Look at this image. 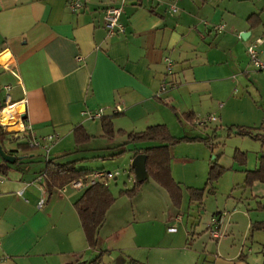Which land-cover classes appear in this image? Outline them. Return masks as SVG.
I'll use <instances>...</instances> for the list:
<instances>
[{"label":"crops","instance_id":"obj_1","mask_svg":"<svg viewBox=\"0 0 264 264\" xmlns=\"http://www.w3.org/2000/svg\"><path fill=\"white\" fill-rule=\"evenodd\" d=\"M70 2L0 0V117L11 107L16 118L0 125L29 138L25 143L56 136L49 155L39 147L3 146L22 164H12L0 185V264H91L103 250L107 264H264V230L253 229L264 222V182L257 172L262 145L254 169L235 168L224 209L215 211L227 213L226 236L219 240L210 233L211 219L200 232L188 228L197 202L183 188L181 207L170 198L160 218L133 212L122 220L111 214L116 199L93 249L75 208L85 190L56 189L47 200L41 180L47 159L76 148L78 125L93 138L57 162L81 160L79 167L89 171L106 170L118 152L131 165L138 149L155 142L130 144L128 134L153 125L166 124L177 137L210 138H224L233 125H264V71L252 66L247 53L264 35V0H128L123 34H112L104 23L114 0H90L79 11ZM252 14L258 24L249 23ZM220 23L226 25L221 32ZM99 108L113 120L112 138L104 136L101 119L82 115ZM210 116L216 120L200 123ZM214 142L171 147L174 178L180 163L207 165ZM187 147L197 151L195 158L184 153ZM151 221L164 224L168 234L161 238Z\"/></svg>","mask_w":264,"mask_h":264},{"label":"trees","instance_id":"obj_2","mask_svg":"<svg viewBox=\"0 0 264 264\" xmlns=\"http://www.w3.org/2000/svg\"><path fill=\"white\" fill-rule=\"evenodd\" d=\"M248 21L250 24H258L260 21L258 14H252L248 18ZM3 108L4 106L1 107V110ZM101 124L105 137L112 138L115 136L116 130L111 117L103 116L101 118ZM10 135L11 132L0 125V141L3 146L9 140ZM74 135L76 141V148L74 150L65 152L60 156H55L53 158L47 159L46 167L43 173V186L46 190L47 200L52 197L56 189H63L73 180L86 176L95 171H89L88 169L80 168L79 162L81 160H74L65 163L57 162V160L61 157L78 153L80 151V146L89 142L93 138V136H91L87 132L86 128L83 125H78L74 128ZM232 135H237L239 137H248L253 141L260 142L262 147L264 148V125H261L260 127L233 125L227 128V137H231ZM212 140L213 138L210 137L174 136L166 124L153 125L143 131L131 132L128 134V143L130 144L155 142V145L138 149L135 156L138 154L147 155V169L150 177H152L157 183H159L167 190L173 205L177 208H180L182 205L183 189L181 187V184L177 182L172 175L170 148L181 143L194 142H203L207 145H210ZM210 147L214 149L215 146L214 144H212ZM20 148L24 151H28L36 149L37 147L30 146L28 142L20 144ZM237 152L240 153L239 151ZM122 153L123 152H118L111 155L110 157L116 158L122 155ZM16 163H19V160H17ZM11 168V163L5 160L0 161V171H2L3 173L7 174ZM225 170V167L219 164V156H216L215 160L210 163L208 180L205 187L188 188L190 201L199 202L200 204H202L207 190L209 193H215V183L225 173ZM131 172L133 175H135L133 168H131ZM257 172L259 174V179L264 182V154L260 158V166ZM144 183L145 182H140L136 178H134L133 188L122 189L120 190L119 194L134 197L137 195L141 185ZM116 199L117 197L111 189L110 184L106 185L104 183H98L87 188L81 198L75 203V208L77 209V212L79 214V218L87 242L93 249H95L98 245L99 231L106 221L107 212L115 203ZM253 229L264 230V222H256L253 225ZM106 253L108 252L105 250L101 251L100 254L90 263L98 264L100 261H102L103 256ZM133 261L131 264H140L135 260Z\"/></svg>","mask_w":264,"mask_h":264},{"label":"rangeland","instance_id":"obj_3","mask_svg":"<svg viewBox=\"0 0 264 264\" xmlns=\"http://www.w3.org/2000/svg\"><path fill=\"white\" fill-rule=\"evenodd\" d=\"M218 130L220 131V129ZM10 132V138L6 143L11 148V150L21 149L20 144L25 143V141L27 140L29 141V138H26V140L23 137L16 136L17 132L15 131V129H10ZM182 133L183 132H179V135H184ZM222 137L223 136L221 134H217V136L215 135L214 137H212V141L215 140V147L213 151L208 148L209 152L206 153L208 163H211L215 160L216 156H219V164L224 166L226 169L225 173L215 183L216 189L218 185L217 193L215 195V193H209L207 190L202 201L204 202L203 205L200 206V203L197 202L194 205V210L191 211L192 216L187 218L188 228L194 230L196 229L199 232L205 230L206 223L210 221L214 214L217 215L219 213L215 212L218 209V206L219 208L224 209L225 201L230 192L229 190L233 188L232 182H234L235 168H243L244 170L254 169L258 164V158L260 156L259 152L262 148L260 142L253 141L248 137H239L235 135V137L231 138L227 137V133L224 138ZM12 147L15 149H12ZM193 150L195 149H190L189 147L183 149L184 153L187 154L188 152L191 155L190 157L195 158L197 151ZM237 151H239L240 153H238ZM263 154L264 153H262L261 156ZM119 157H117V160L112 166H108V168L106 169L108 171H119L121 173V176L117 180H112L110 183V187L117 197L114 211H111V214L115 213L116 215H118L117 217L120 216L122 220L123 218H127L129 214L133 215V212H135L136 215H152L150 219L155 217L160 218L167 212L168 205L171 204L170 196L167 190L151 177L141 185L140 190L138 191L136 196L130 197L129 195H120V190L133 188L134 176L131 172L129 156L127 157V154L125 153L120 155ZM184 159H186L185 155ZM21 162L22 161L19 160V163L17 164L21 165ZM208 163L205 166L200 167V165L199 167H197V164L191 165V162H185L180 163L179 166L176 167L175 178L181 183L182 189H185L187 199L189 194V187H205L208 180L210 168V164L208 165ZM236 177L237 179H239L240 175H236ZM153 223H155V227L159 228L161 238H163L165 232L168 234V231L164 224H161L158 221H151L149 222V226ZM184 228L185 227L183 226L179 227V229L181 230H184ZM98 264H107V259L105 258Z\"/></svg>","mask_w":264,"mask_h":264},{"label":"built area","instance_id":"obj_4","mask_svg":"<svg viewBox=\"0 0 264 264\" xmlns=\"http://www.w3.org/2000/svg\"><path fill=\"white\" fill-rule=\"evenodd\" d=\"M115 5H111L104 10V23L106 28L112 33H125V25L122 22V17L125 10V4L128 0H114ZM90 0H71L70 6L73 10L79 11L84 10ZM171 9L176 12L177 7L175 5L171 6ZM226 28L224 23H220L217 25L218 31H223ZM264 44V35L257 37L252 43H250L247 47V53L250 59V63L252 66L258 71H264V51L262 46ZM82 59L81 56L78 57V61ZM116 109L122 110L120 106H116ZM105 114V108H99L97 110H85L82 112V115L89 117L91 119H101ZM208 120H216L215 116H210L208 119L204 121H200L201 124L206 123ZM56 141L55 135H49L43 139H33L29 142L32 147L42 148L47 155L50 154V151L53 147V143ZM121 176L119 171H108V170H95L94 172L80 177L78 179L73 180L68 185H66L63 189L67 187H73L79 190H86L87 188L96 185L98 183H104L109 185L112 180L117 179ZM7 180V174L0 171V185ZM43 180V178H41ZM45 199L40 201V205H43ZM227 220V213L220 212L217 215L211 218V222L209 225V230L211 235L215 239H222L226 236L225 231V223ZM170 231H175V227H170ZM5 259V255H3V240L0 237V263Z\"/></svg>","mask_w":264,"mask_h":264},{"label":"water","instance_id":"obj_5","mask_svg":"<svg viewBox=\"0 0 264 264\" xmlns=\"http://www.w3.org/2000/svg\"><path fill=\"white\" fill-rule=\"evenodd\" d=\"M21 158L7 152L0 141V161L5 160L11 164L16 163V161ZM132 168L134 169L135 178L140 182H145L150 178V174L147 169V155L138 154L134 157L132 161Z\"/></svg>","mask_w":264,"mask_h":264},{"label":"bare ground","instance_id":"obj_6","mask_svg":"<svg viewBox=\"0 0 264 264\" xmlns=\"http://www.w3.org/2000/svg\"><path fill=\"white\" fill-rule=\"evenodd\" d=\"M0 120L2 123L4 124H13L15 123V116L12 112V108L8 109V110H5L2 114H1V117H0Z\"/></svg>","mask_w":264,"mask_h":264}]
</instances>
